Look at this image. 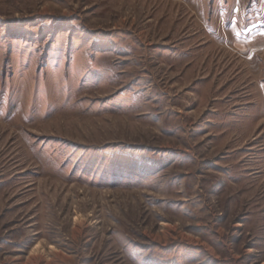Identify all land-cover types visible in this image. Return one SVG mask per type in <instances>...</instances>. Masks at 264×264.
<instances>
[{
    "label": "rangeland",
    "instance_id": "rangeland-1",
    "mask_svg": "<svg viewBox=\"0 0 264 264\" xmlns=\"http://www.w3.org/2000/svg\"><path fill=\"white\" fill-rule=\"evenodd\" d=\"M0 264H264V0H0Z\"/></svg>",
    "mask_w": 264,
    "mask_h": 264
},
{
    "label": "snow or ice",
    "instance_id": "snow-or-ice-1",
    "mask_svg": "<svg viewBox=\"0 0 264 264\" xmlns=\"http://www.w3.org/2000/svg\"><path fill=\"white\" fill-rule=\"evenodd\" d=\"M235 2L238 4L239 3V0H235ZM236 10L238 11L239 9L237 8Z\"/></svg>",
    "mask_w": 264,
    "mask_h": 264
}]
</instances>
